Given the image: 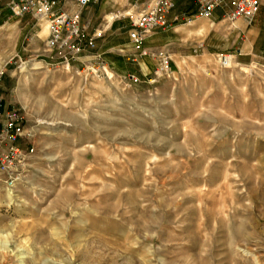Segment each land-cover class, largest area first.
<instances>
[{
	"label": "rangeland",
	"instance_id": "obj_1",
	"mask_svg": "<svg viewBox=\"0 0 264 264\" xmlns=\"http://www.w3.org/2000/svg\"><path fill=\"white\" fill-rule=\"evenodd\" d=\"M9 1L0 99L33 152L0 173V264H264V23L255 56L168 41V72L120 76Z\"/></svg>",
	"mask_w": 264,
	"mask_h": 264
},
{
	"label": "crops",
	"instance_id": "obj_2",
	"mask_svg": "<svg viewBox=\"0 0 264 264\" xmlns=\"http://www.w3.org/2000/svg\"><path fill=\"white\" fill-rule=\"evenodd\" d=\"M55 1L57 10L68 15L78 14L81 24L86 27L87 37L94 38L95 47L91 54L98 55L114 74L120 76H145L153 72L157 61L150 56V52L156 47L166 46L168 41L185 48L194 47L195 52L234 55L242 59L255 56L257 28L264 23V0H259L256 19L251 21L243 16L229 20L226 8H216L208 17L186 21L196 12L197 0H173L174 7L168 19L174 25L167 30H155L140 47H136L129 38L130 18L145 9L146 2L91 0L80 7L76 0Z\"/></svg>",
	"mask_w": 264,
	"mask_h": 264
},
{
	"label": "built area",
	"instance_id": "obj_3",
	"mask_svg": "<svg viewBox=\"0 0 264 264\" xmlns=\"http://www.w3.org/2000/svg\"><path fill=\"white\" fill-rule=\"evenodd\" d=\"M91 0H76L80 7ZM174 7L173 0H150L145 9L131 17L130 41L140 47L144 39L155 30H167L171 27L168 19L170 10ZM11 16L22 17L31 15L37 20L45 19L48 35L46 46L59 54L61 62L69 64L89 56L95 47L94 38L87 37L86 27L81 24L78 14L68 15L56 9L55 0H10L7 3ZM216 8H226L229 20L243 16L249 21L253 20L259 8V0H197V9L192 17H208ZM176 19V18H175ZM104 68L106 64L98 55H90ZM156 58L155 75L169 71L170 56L165 50L152 53ZM128 80H136L128 75ZM28 138L24 117L20 110L14 106L7 107L0 99V173L5 181L12 183L17 175L18 167L33 152V147L23 148L19 145L21 139Z\"/></svg>",
	"mask_w": 264,
	"mask_h": 264
},
{
	"label": "bare ground",
	"instance_id": "obj_4",
	"mask_svg": "<svg viewBox=\"0 0 264 264\" xmlns=\"http://www.w3.org/2000/svg\"><path fill=\"white\" fill-rule=\"evenodd\" d=\"M8 193V195H9V192H7Z\"/></svg>",
	"mask_w": 264,
	"mask_h": 264
}]
</instances>
